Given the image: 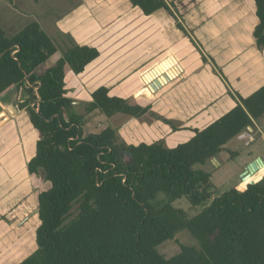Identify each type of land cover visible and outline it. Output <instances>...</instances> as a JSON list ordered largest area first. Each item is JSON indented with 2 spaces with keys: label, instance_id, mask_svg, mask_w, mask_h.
Masks as SVG:
<instances>
[{
  "label": "trees",
  "instance_id": "1",
  "mask_svg": "<svg viewBox=\"0 0 264 264\" xmlns=\"http://www.w3.org/2000/svg\"><path fill=\"white\" fill-rule=\"evenodd\" d=\"M128 1L146 17L163 12L190 39L171 3ZM255 8L253 38L260 49L264 0H255ZM58 50L37 22L12 37L0 28V96L14 88L16 97H25L18 107L26 110L36 135L26 170L48 183L36 200V249L18 264H264V179L220 194L211 175L194 168L216 159L248 128L254 130L264 116V85L247 97L228 92L235 101L232 109L170 149L158 141L117 143L110 127L85 135L83 119L94 111L107 118H139L147 107L111 95L101 85L85 111L74 114L66 75H82L100 52L71 44L50 63ZM182 198L201 211L188 217L174 208ZM183 230L197 247L181 244L170 258L158 252Z\"/></svg>",
  "mask_w": 264,
  "mask_h": 264
},
{
  "label": "rangeland",
  "instance_id": "2",
  "mask_svg": "<svg viewBox=\"0 0 264 264\" xmlns=\"http://www.w3.org/2000/svg\"><path fill=\"white\" fill-rule=\"evenodd\" d=\"M81 4V0H37L36 2L33 0H0V28L4 30L6 37H12L28 24L32 22L39 23L41 28L55 40L59 47L58 52L50 58V63L58 60L61 52L70 48L71 44L78 45L87 42L99 48L101 56L88 66L82 76H74L72 73H67L66 75V96L73 101L74 108L72 112L74 114L85 111L84 105L90 102L91 92L102 84L108 85L111 95L137 98L138 101L135 103L142 107H147V113L139 118L121 114H114L112 117L107 118L98 111H94L83 119L82 126L85 135L95 134L106 127H110L116 132L117 143L139 144L158 141L162 142L165 148L170 149L177 144L188 141L193 136V133L190 130L179 132L185 128H183L182 122L180 123L177 120L178 117L173 118L177 114L179 115V112H175L176 106L174 105L171 110H168L169 105L166 101H161V99H177L183 95L184 91L190 89L193 84L192 81L187 79V77L175 78L155 92H152L146 84L142 83V85L140 81L141 74L150 70L155 65L154 63L162 59V56L158 57L159 60L156 59L157 50L166 43L167 38L169 39L165 35L167 33L168 36V32L159 33L164 34L162 42L161 44L158 41L155 42L156 50L151 52L153 48L148 45H135L143 38L148 39L150 30L141 29L127 36L125 33L128 29L118 31L120 30V24H124L127 21L120 14L107 19L108 21L109 19L111 20L110 24L114 23L109 30L105 29L106 26L102 28L97 26L93 30L79 26L73 32H71L73 29L71 30L70 28L65 32L61 31L59 28L61 20L69 18L70 13L79 8ZM181 16L178 15V17ZM73 18L71 19L72 22ZM255 21L256 18L254 17ZM182 23L183 25L187 24V20H182ZM74 33L80 36L79 39ZM129 39H132L130 43H128ZM147 42H144V44H147ZM157 43L159 44L157 45ZM176 45L175 49L167 52V54L165 53V56L175 53L181 61L187 57L189 65L193 68H197L202 62L204 63L197 47L191 44L184 45V43L180 46ZM165 49L168 48L166 47ZM259 51L264 52V48H260ZM137 56L142 59L150 56L149 59L153 62L148 60L145 66L144 60L137 63L139 60ZM155 59L156 61H154ZM166 63L177 64L173 57L164 60L162 65ZM134 65H137L135 67L136 73L130 72ZM204 65L201 69L214 76L216 78L214 80L218 84L220 83L215 73L221 80L226 81L214 60L212 63L209 61ZM211 68L215 69V72H212ZM172 69L178 71L176 65ZM158 71H160V67L154 70L150 77L145 75L142 76V79H147L144 80L146 83L148 79H153ZM178 74L179 72L176 76ZM227 85L232 90L230 84L227 83ZM140 86L142 88L133 94L132 91ZM14 90V88H11L0 96V112L5 113L7 116H15L16 114V112L9 109V105L12 104L14 106L15 103L25 100L22 94L20 99L17 98L15 92L14 96L11 97L13 102L6 104L5 102ZM229 92L236 98L234 90ZM177 106L179 107V105ZM8 110L11 111V114ZM16 110L18 112V108ZM21 112H24V123L20 124L21 118L12 117L6 126L0 128V264H18L36 249L35 230L38 224L36 214H34L37 209L36 200L38 193L48 187V183L43 177L30 176L24 166H18L19 160L16 153L11 154V156L8 155L9 150L13 149L20 137L24 142L25 158L27 159L33 154L35 139L33 130L26 124L28 120L26 110ZM259 123L261 130L260 133L256 134L252 144L246 146L235 138L225 145V151L216 158L218 163L209 160L204 165L194 167L195 170H201L211 175L210 181L220 194L230 189L240 188L242 183L241 175L250 163L258 158L264 162V116L259 120ZM206 125L208 123L193 128H204ZM19 129L20 132H18ZM10 132L13 134H8ZM13 156L16 157L12 158ZM160 198L161 196H158L155 202ZM172 206L185 212L188 217L195 216L202 209V207H192L184 198L173 202ZM75 214L76 206L72 208L69 220ZM181 244L197 247L196 241L183 230L178 232L172 241L163 243L157 249L166 258H170L178 253Z\"/></svg>",
  "mask_w": 264,
  "mask_h": 264
},
{
  "label": "crops",
  "instance_id": "3",
  "mask_svg": "<svg viewBox=\"0 0 264 264\" xmlns=\"http://www.w3.org/2000/svg\"><path fill=\"white\" fill-rule=\"evenodd\" d=\"M81 1V6L73 10L70 13L69 18H63L61 20V23L59 25L61 31L65 32L70 28L71 30L73 29L71 31L73 32L77 30L79 26H82L84 28L86 27L87 29L90 28L92 30L94 28H97V26L101 28L106 26L105 29L109 30L114 23L110 24L111 20L109 19L108 21L107 19L111 16L120 14L123 16L124 20L127 21L124 24H120V30L118 31L128 29V31L125 33L127 34V36H130L133 32L141 29L150 30L149 38H143L135 45H148L153 48L151 52L156 50L155 42L158 41L160 42V44L162 42L164 34L159 33L163 31L168 32V36L167 33L165 35L166 37H169V39L167 38L166 43L164 45H161L162 47L157 50L156 59H158V57L160 56H162V59H158L159 61L154 63L155 65H153L150 70L142 73L141 79H139L141 81V84L144 83L142 80V76H145L154 68L159 69L160 67V71H158L157 75L153 79H148V81H146V84L153 83L157 80V78L164 76V74H168L173 70L176 71V69H172L176 65L177 68L178 66H180L181 70L178 69V71H176L177 73L179 72V74L178 76H174L172 78V81L175 78L180 77H187V79L192 81L193 84L190 89L184 91L183 95L179 96L177 99H161V101H166V103L169 105L168 110H171L174 105L176 106L175 112H179V115L177 114V116L173 118L178 117L177 120L180 121V123L182 122L181 124L183 128H185L179 132L190 130L193 133V130L195 129L201 130L203 128L193 127H197L199 125H204L207 123L209 125L220 116L228 112L230 109H232L235 106V101L229 94H227L229 91L234 90V92L241 97H247L264 85V52L259 51L253 38L254 28L258 24V20L255 15V0H165L168 5L169 3L172 4V10L184 29L187 26L190 28L189 29L187 27V30H185L187 31L189 38L193 41V44L190 42V39L186 38L181 31L175 28V24L163 12H157L149 17H146L138 8L132 7L128 0ZM74 15L75 17L73 18ZM178 15L182 16L178 17ZM254 17L256 18L255 22ZM72 18L73 22L71 20ZM182 20H187V24L183 25ZM74 34H76L77 38L79 39L80 36H78L77 33ZM131 41L132 39H129L128 43H130ZM144 42H147V44H144ZM183 43L184 45L191 44L192 46L197 47L202 56L199 53L198 54L204 60V63L202 62L197 68H193L191 67V65H189L187 57L186 59L183 58V60L181 61L173 52H171L173 53L172 55L165 56V53L167 54V52L175 49L176 44L180 46ZM158 44L159 43H157V45ZM78 45H88L91 47H95L100 52L101 56V51L99 50V48L91 43L86 42L80 43ZM166 47L168 49H165ZM150 56H148L147 58L143 57L144 59L137 56L139 59L137 63H140L142 60H144V64L146 66V62L148 60L151 61V59H149ZM169 57H173L176 60L177 64L166 63L162 65V62ZM156 59L154 61H156ZM213 60L218 64L216 65L217 68L221 70L226 80L225 82L230 84L232 90L230 89V87H228L227 83H225L217 76L216 73L215 76L218 78L220 84H218V82L214 80L216 79L214 76L207 72H204V70L201 69L205 66L204 64L208 63L209 61L212 63ZM159 64L161 65L158 67ZM137 65H134L130 72L136 73L137 70L135 69V67H137ZM86 69L84 73L86 72ZM211 71L215 72V69L213 70L211 68ZM106 86L108 87V85ZM140 88H142V86L133 90V94ZM157 89L152 90V92H155ZM14 93L15 91L11 92L9 99L5 102L6 104H10L11 102H13L11 101V97L14 96ZM21 96L22 95L20 94L17 98L20 99ZM123 98L128 99L130 104H137L135 102L138 101L137 98ZM20 103L21 102L15 103L14 106L12 104L9 105V109L13 112H16L15 116H7L5 113L0 112V114H3L5 116V119L0 125V128L6 126V124L11 120L12 117L21 118L20 124L25 122L23 116L24 112H21L23 110H20L18 107V104ZM177 105H179V107ZM12 106L15 108L14 110L12 109ZM17 108L18 112L16 110ZM8 112L11 114V111L8 110ZM26 124L32 128L29 119L26 121ZM260 130L261 127L259 121L254 123V130L248 129V133L251 134L253 142L255 140L254 138L256 134L260 133ZM18 132H20V129ZM8 134L11 135L13 133L10 132ZM33 135L34 138H36L34 130ZM236 140L243 142V144L246 145L245 141L239 140L238 138H236ZM151 142L152 141H150L149 143ZM253 142H251L250 144H252ZM23 145L24 142L20 137L19 141L16 142L13 146V149L11 148L9 150L8 155L11 156V154L16 153L19 160L18 166H24L26 170L27 162L34 156L35 153V139L33 154L27 159L25 158ZM15 157L16 156H13L12 158Z\"/></svg>",
  "mask_w": 264,
  "mask_h": 264
},
{
  "label": "water",
  "instance_id": "4",
  "mask_svg": "<svg viewBox=\"0 0 264 264\" xmlns=\"http://www.w3.org/2000/svg\"><path fill=\"white\" fill-rule=\"evenodd\" d=\"M161 64L158 65V67ZM178 69L181 70V67L178 66ZM156 82V81H155ZM150 87V85L148 86ZM12 109L15 108L12 106ZM251 129V128H248ZM213 162L218 163L215 158L211 159ZM242 183L240 185L239 190L243 191L248 187V185H254L264 178V162L261 159H256L254 162L250 163L246 170L241 175ZM37 211L34 212L36 214Z\"/></svg>",
  "mask_w": 264,
  "mask_h": 264
},
{
  "label": "bare ground",
  "instance_id": "5",
  "mask_svg": "<svg viewBox=\"0 0 264 264\" xmlns=\"http://www.w3.org/2000/svg\"><path fill=\"white\" fill-rule=\"evenodd\" d=\"M157 68H154L153 70L149 71L146 75L148 77H150L153 73L154 70H156ZM177 72L175 70L173 71H170L168 74H164V76H161L159 78H157L156 82H153V83H149V84H146L145 81L143 80V82L146 84V85H150V89L151 90H154V89H157V88H160L162 87L163 85H165L167 82L171 81L172 78L174 76H176ZM5 119V116L3 114H0V125L3 123Z\"/></svg>",
  "mask_w": 264,
  "mask_h": 264
},
{
  "label": "built area",
  "instance_id": "6",
  "mask_svg": "<svg viewBox=\"0 0 264 264\" xmlns=\"http://www.w3.org/2000/svg\"><path fill=\"white\" fill-rule=\"evenodd\" d=\"M237 138L239 140L245 141L246 145H249L251 142H253V138H252L251 134L248 133V131L240 134L239 136H237Z\"/></svg>",
  "mask_w": 264,
  "mask_h": 264
}]
</instances>
